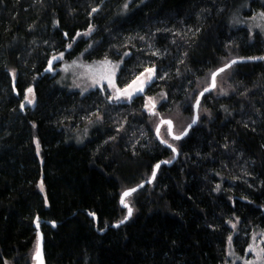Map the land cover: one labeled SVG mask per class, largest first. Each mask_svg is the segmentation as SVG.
<instances>
[{
    "label": "trees",
    "instance_id": "obj_1",
    "mask_svg": "<svg viewBox=\"0 0 264 264\" xmlns=\"http://www.w3.org/2000/svg\"><path fill=\"white\" fill-rule=\"evenodd\" d=\"M240 1L0 0V264H33L36 224L44 264H224L233 222L237 252L264 228L263 60L221 72L183 139L155 136L175 115L183 132L215 70L264 58L261 34L227 26ZM59 53L119 63L117 89L153 78L125 103L69 92L49 72Z\"/></svg>",
    "mask_w": 264,
    "mask_h": 264
},
{
    "label": "rangeland",
    "instance_id": "obj_2",
    "mask_svg": "<svg viewBox=\"0 0 264 264\" xmlns=\"http://www.w3.org/2000/svg\"><path fill=\"white\" fill-rule=\"evenodd\" d=\"M227 26L232 29L244 28L250 35L259 33L264 38V0H241L229 15ZM118 69L119 63L107 60L93 63H87L81 59L66 61L63 53L53 55L49 60V72L57 75L56 82L61 88L69 92H79L81 94L95 89H103L108 93L109 101L115 104L129 102L137 94H142L145 86L153 78L152 71H146L126 88L117 89L115 79ZM216 86L217 90L221 93L223 87L222 82L218 78L215 82ZM164 99L165 96L163 95L144 97V111L148 114L153 113ZM34 104L33 86H30L24 92L22 106L33 108ZM176 118V115L172 118V131L174 134L180 133L187 123L184 119L176 120ZM179 120L181 121L177 122ZM158 122L155 123V127ZM164 128L165 125L159 130V136L162 138L165 135ZM86 131L83 132V135L86 134ZM84 138L78 144H82L88 137ZM34 145L37 154H39L40 147L36 139H34ZM37 186L41 195L46 199L41 180L38 181ZM238 224L239 221L237 220L231 224L232 227L230 226L233 232L227 243L224 264H264V228L254 229L243 251L237 252L233 249L232 240Z\"/></svg>",
    "mask_w": 264,
    "mask_h": 264
},
{
    "label": "water",
    "instance_id": "obj_3",
    "mask_svg": "<svg viewBox=\"0 0 264 264\" xmlns=\"http://www.w3.org/2000/svg\"><path fill=\"white\" fill-rule=\"evenodd\" d=\"M258 60H263L264 61V58H254V59H235V60H231L230 62H228L226 65L218 68L217 70H215L211 77H210V84L208 87H206L205 89H203L202 91H200V93L198 94L197 96V99L193 105V117H192V121L189 125H187V127L183 130L182 133H180L179 135H175L172 131V128H173V124L170 120L168 119H164V120H160L156 126V129H155V136L156 138L161 142L163 143V145H167L165 144L164 142L161 141L160 139V136H159V130L160 128L165 125L167 127V130H168V134L169 136L174 139V140H180V139H183L189 132V130L196 125L197 123V120H198V107H199V103L201 101V98L203 95H205L206 93L212 91L214 88H215V82H216V77L221 73L223 72L224 70L228 69L230 66H232L233 64H237V63H240V62H244V61H247V62H250V61H258ZM174 150V149H173ZM176 158V152L174 150V159ZM173 159V160H174ZM162 164V163H159L157 164L154 169H153V172H152V175L150 177L149 180L133 187L132 189H129L128 191L124 192L121 197H120V200H119V203L121 205V207L123 208H126L127 209V214H126V217L125 219H123L121 222L119 223H116L114 224L112 227H117V226H120L122 224H124L125 222H127L130 217H131V209L129 208V206L127 204H124V200L125 198L132 194L133 192L137 191L138 189L142 188L143 186H145L146 184H150L155 175H156V172H157V169L159 167V165ZM49 225L52 227V228H55L56 224L55 223H49ZM36 229H37V245H36V250H35V253L33 255V264H44V259H43V246H42V236L39 232V227H38V224L35 225Z\"/></svg>",
    "mask_w": 264,
    "mask_h": 264
}]
</instances>
